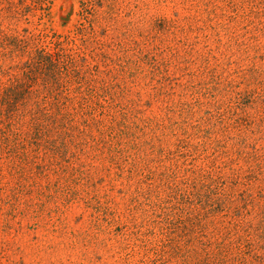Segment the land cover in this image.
<instances>
[{"label":"rangeland","instance_id":"obj_1","mask_svg":"<svg viewBox=\"0 0 264 264\" xmlns=\"http://www.w3.org/2000/svg\"><path fill=\"white\" fill-rule=\"evenodd\" d=\"M40 15L0 29L83 28L110 94L30 163L0 151V264H264V0H48Z\"/></svg>","mask_w":264,"mask_h":264},{"label":"trees","instance_id":"obj_2","mask_svg":"<svg viewBox=\"0 0 264 264\" xmlns=\"http://www.w3.org/2000/svg\"><path fill=\"white\" fill-rule=\"evenodd\" d=\"M47 2L0 0V18L27 19L37 12L43 16ZM88 30L94 32L92 23ZM22 31L8 34L0 29V151L6 150L15 168L26 165L29 146L72 130L76 117L87 126L86 117L104 108L100 100L106 102L110 94L105 85H94L98 68H90L86 58L83 28L51 36Z\"/></svg>","mask_w":264,"mask_h":264}]
</instances>
